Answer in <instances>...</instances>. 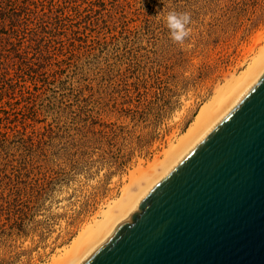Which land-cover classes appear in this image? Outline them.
Masks as SVG:
<instances>
[{"label":"rangeland","instance_id":"374dc122","mask_svg":"<svg viewBox=\"0 0 264 264\" xmlns=\"http://www.w3.org/2000/svg\"><path fill=\"white\" fill-rule=\"evenodd\" d=\"M261 36L264 0H0V264L62 255Z\"/></svg>","mask_w":264,"mask_h":264},{"label":"water","instance_id":"95a60500","mask_svg":"<svg viewBox=\"0 0 264 264\" xmlns=\"http://www.w3.org/2000/svg\"><path fill=\"white\" fill-rule=\"evenodd\" d=\"M82 264H264V73Z\"/></svg>","mask_w":264,"mask_h":264},{"label":"bare ground","instance_id":"6f19581e","mask_svg":"<svg viewBox=\"0 0 264 264\" xmlns=\"http://www.w3.org/2000/svg\"><path fill=\"white\" fill-rule=\"evenodd\" d=\"M259 40L257 50L249 58L246 68L215 90L208 103L198 110L182 136L165 150L163 159L149 163L138 172L137 189L133 192L132 189H126L122 198L108 205L92 224H86L85 229L82 228L83 231L64 253L54 258L51 264H82L113 233L119 223L130 221V215L137 210L141 199L213 129L262 76L264 36Z\"/></svg>","mask_w":264,"mask_h":264},{"label":"clouds","instance_id":"9594fccd","mask_svg":"<svg viewBox=\"0 0 264 264\" xmlns=\"http://www.w3.org/2000/svg\"><path fill=\"white\" fill-rule=\"evenodd\" d=\"M190 22L188 13L169 12L167 16V26L171 32V38L176 42H183L189 35L186 25Z\"/></svg>","mask_w":264,"mask_h":264}]
</instances>
